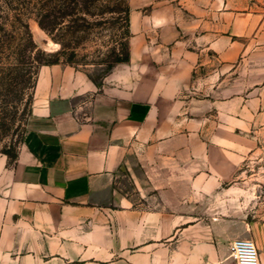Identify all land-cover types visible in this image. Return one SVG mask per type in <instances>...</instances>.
Here are the masks:
<instances>
[{"label": "crops", "instance_id": "0c3cea01", "mask_svg": "<svg viewBox=\"0 0 264 264\" xmlns=\"http://www.w3.org/2000/svg\"><path fill=\"white\" fill-rule=\"evenodd\" d=\"M261 1L129 0L127 58L100 79L38 66L20 144L0 159V264H235L236 237L264 264V213L216 198L249 149L247 108L192 92L207 50L240 54Z\"/></svg>", "mask_w": 264, "mask_h": 264}, {"label": "rangeland", "instance_id": "374dc122", "mask_svg": "<svg viewBox=\"0 0 264 264\" xmlns=\"http://www.w3.org/2000/svg\"><path fill=\"white\" fill-rule=\"evenodd\" d=\"M259 4L260 22L240 35V54L224 61L207 50L192 90L211 99L237 97L247 108L249 119L237 128L249 149L216 198L225 212L249 219L264 213V1ZM128 8L129 0H0V159L11 160L20 144L40 64L57 59L98 80L125 60Z\"/></svg>", "mask_w": 264, "mask_h": 264}, {"label": "built area", "instance_id": "2783aa9c", "mask_svg": "<svg viewBox=\"0 0 264 264\" xmlns=\"http://www.w3.org/2000/svg\"><path fill=\"white\" fill-rule=\"evenodd\" d=\"M229 254L235 264H260L259 252L250 237H236L229 243Z\"/></svg>", "mask_w": 264, "mask_h": 264}, {"label": "trees", "instance_id": "16d2710c", "mask_svg": "<svg viewBox=\"0 0 264 264\" xmlns=\"http://www.w3.org/2000/svg\"><path fill=\"white\" fill-rule=\"evenodd\" d=\"M126 58H127V56H126ZM53 62H59V61L57 59H52V60L44 61L43 63H53Z\"/></svg>", "mask_w": 264, "mask_h": 264}]
</instances>
